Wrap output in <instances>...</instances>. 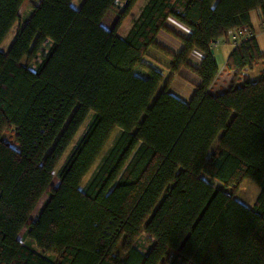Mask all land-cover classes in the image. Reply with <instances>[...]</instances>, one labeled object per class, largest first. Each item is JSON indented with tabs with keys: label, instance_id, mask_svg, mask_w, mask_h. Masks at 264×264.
I'll return each instance as SVG.
<instances>
[{
	"label": "trees",
	"instance_id": "1",
	"mask_svg": "<svg viewBox=\"0 0 264 264\" xmlns=\"http://www.w3.org/2000/svg\"><path fill=\"white\" fill-rule=\"evenodd\" d=\"M36 1L0 0V264H264V51L251 17L258 10L264 27V0H146L122 36L138 0ZM161 30L183 42L179 54L157 43ZM229 35L238 39L226 66L237 75L221 91L212 49ZM45 46L35 68L22 63ZM153 50L173 74L200 77L188 101L160 90ZM13 129L16 146L4 138ZM245 178L260 187L253 207L235 195ZM143 233L146 251L134 243Z\"/></svg>",
	"mask_w": 264,
	"mask_h": 264
},
{
	"label": "rangeland",
	"instance_id": "2",
	"mask_svg": "<svg viewBox=\"0 0 264 264\" xmlns=\"http://www.w3.org/2000/svg\"><path fill=\"white\" fill-rule=\"evenodd\" d=\"M146 0H138L135 5L132 7V9L130 10V12L128 13L127 17L124 19L123 23L121 24L119 30H118V34L119 35H125L131 24L133 19L139 14V11L142 7V5L145 3ZM36 0H34V4H36ZM83 0H73L72 1V6H74L75 8H80L81 4H82ZM118 7L120 9H124L125 7V1H120V3L118 4ZM33 11V6L28 7V9L26 10V12L24 13V18L29 17V15L32 13ZM255 12H257L259 14L258 10H254ZM253 15V22H254V27H253V31L255 28V31L257 34H259V32H257V29L260 28L261 24V18L259 15H256V13H252ZM118 17L117 13L115 11H109L108 14L105 16V18L102 21V24L105 28L107 29H111L115 23L116 18ZM20 23H22L21 21H17L14 26L11 28V30L9 31V33L7 34L5 40L3 41L2 45H1V49L3 50V52H7L9 50V48L11 47L13 41L15 40L16 34L18 32ZM259 24V25H258ZM230 36V35H229ZM262 37L263 35L260 34V39L262 41ZM227 38V37H226ZM224 38L221 41H231V39H226ZM46 51L47 50V46L43 47L39 53L33 55L32 57H24L22 59V63L24 65H28L30 68H35L36 65L42 60V54L41 51ZM152 54H156L154 52H152ZM151 54V55H152ZM157 55V54H156ZM158 59V57H157ZM161 61H159L160 64ZM257 68V67H256ZM252 69V70H246L243 71L242 75L240 76V81L241 83L245 80V78H251L253 79V77H256L257 73H258V68L256 69ZM231 79V78H230ZM234 79V78H233ZM232 79V80H233ZM175 90H180L181 87L180 85H175L174 86ZM161 90V89H160ZM92 113H90V115L87 117L86 121L84 122V124L81 126V128L79 129L78 133L76 134V136L74 137V140L72 141L71 145L69 146L68 150L66 151V153L64 154V156L62 157V159L60 160L57 169H59L61 167V165L64 163L65 158L67 157L69 151L71 150V148L73 147V145L77 142V140L79 139V137L83 134V132L85 131V129L87 128L90 119H91ZM119 132V129H116L112 136L110 137V139L108 140V142L106 143V146L101 154V156L98 158V160L96 161V163L93 165L92 169L90 170V172L86 175L84 182L82 184V186L88 181V179L91 177L92 173L94 172V170L96 169L98 163L100 162V159L102 158V156L105 154V152L107 151V149L112 145L114 139L116 138L117 134ZM4 138L6 141L12 143L13 146H16V142H15V129L13 130H9L7 131V133L4 135ZM209 181H212L213 184H215L216 186H220L221 184L217 181H213L211 179H208ZM56 179L53 181V184L56 183ZM221 187V186H220ZM229 192H231V189H227ZM260 193V187L257 185V183L255 181H253L250 178H245L244 181L242 182L240 188L238 189V191H236L235 195L236 197L243 203H245L247 206L253 207L256 203L257 197L259 196ZM46 195L42 198V200L40 201L39 205L37 206L36 210L34 211V215L37 213V211L41 208V205L43 203V201L45 200ZM24 232V231H23ZM135 245L138 246L139 248H141L142 250L146 251L150 245H151V240L150 238L147 236L146 233H143L142 235H140L136 240H135ZM119 253H122L121 249L118 250ZM172 253V251H171Z\"/></svg>",
	"mask_w": 264,
	"mask_h": 264
},
{
	"label": "crops",
	"instance_id": "3",
	"mask_svg": "<svg viewBox=\"0 0 264 264\" xmlns=\"http://www.w3.org/2000/svg\"><path fill=\"white\" fill-rule=\"evenodd\" d=\"M256 13V15H259L257 12L252 11V13ZM251 13L252 17V24L254 27V22H253V15ZM261 26L259 29H257L256 33L255 28H254V34L255 37L257 38V41L259 43L260 49L264 51V27L262 26V23H260ZM166 25L181 35L182 37L188 38L191 35V30L188 28L186 25H184L182 22L179 20L175 19L174 17H169ZM259 25V24H258ZM260 34L263 35L262 41L260 39ZM122 36V35H121ZM226 37H222L213 47L214 49V55L216 57L218 67H219V75L218 79L216 80V88H219L221 91L226 88L228 85H230V82L232 79L236 78L235 72L232 70L230 71L227 66L226 62L231 54V52L234 49L235 44L232 42L233 36H229L226 39H231V41H221ZM238 39V37H237ZM156 41L159 45L163 46L168 52L173 53V54H179L184 46L183 42L178 39L177 37L173 36L172 34L168 33L165 30H161L156 38ZM154 53L152 54V60L154 66L158 67L159 69H162L165 73V80L160 86V89H163L169 84V90L177 95L178 97L182 98L183 100L188 101L196 87L201 83L200 77L191 71L188 68H182L178 74H173L171 69H169L170 65V58L165 55L163 51L160 50H153ZM158 57V59H157ZM204 58V53L198 49L193 50L189 57V64L193 67H198L202 60ZM159 61L160 64H159ZM259 73H257L258 77ZM231 78V79H230ZM256 78V77H254ZM180 85L181 89L180 90H175L174 86Z\"/></svg>",
	"mask_w": 264,
	"mask_h": 264
},
{
	"label": "built area",
	"instance_id": "4",
	"mask_svg": "<svg viewBox=\"0 0 264 264\" xmlns=\"http://www.w3.org/2000/svg\"><path fill=\"white\" fill-rule=\"evenodd\" d=\"M236 38H237L236 36H233V38H232V42H233L234 44H235V42H236V40H235ZM217 42H218V41H217ZM217 42H216V43H217ZM216 43H214V45H215ZM214 45H213V47H214Z\"/></svg>",
	"mask_w": 264,
	"mask_h": 264
},
{
	"label": "water",
	"instance_id": "5",
	"mask_svg": "<svg viewBox=\"0 0 264 264\" xmlns=\"http://www.w3.org/2000/svg\"><path fill=\"white\" fill-rule=\"evenodd\" d=\"M212 52L214 53V49H212Z\"/></svg>",
	"mask_w": 264,
	"mask_h": 264
}]
</instances>
